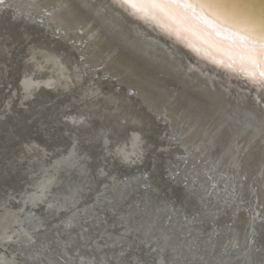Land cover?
I'll use <instances>...</instances> for the list:
<instances>
[{
  "label": "rangeland",
  "instance_id": "obj_1",
  "mask_svg": "<svg viewBox=\"0 0 264 264\" xmlns=\"http://www.w3.org/2000/svg\"><path fill=\"white\" fill-rule=\"evenodd\" d=\"M6 6L7 8H5ZM14 8L5 0L4 4H0V236L3 233L11 234L10 241L8 240L0 247V264H3L5 257H13L16 264H22V262L23 264H264L263 208L260 212H255V215L253 212L250 214L251 205L248 204L249 200H252L250 195L241 200L236 197L216 198L212 197L211 193L201 195L200 193L205 191L202 188L205 187L203 183L189 184V180L193 177L190 160L184 153L185 150L177 143L179 136L170 135L168 123L160 117L150 125H147L146 122L142 123L140 119H137L141 121L139 123L137 120L132 121L130 119L132 113L129 109L131 106L134 107V104L125 100L128 95L122 90L123 88L113 87L116 83L109 82L111 79L108 80V76L102 78L95 74V77H89L87 73H78L79 69L76 66L71 67L68 64L69 61L61 55L67 54L63 49L60 51L61 54L58 53L53 59V51L50 50V46L56 47V41H53L54 43L52 40L48 41V28L41 25V28L34 29L36 25L28 27L26 24H22L23 21L18 19L19 14L13 12ZM1 17L4 18L3 21ZM25 18L28 19V17ZM9 20L10 22L7 23ZM18 21L20 22L16 23ZM20 25L22 27H19ZM27 28L29 29L27 30ZM38 35L42 36L41 41L38 40L40 38ZM41 43L47 44V46L43 47ZM61 59L63 60L61 61ZM56 67L59 69L57 70ZM97 69L100 72L102 66ZM106 80L108 81L106 82ZM27 81H33L31 87H24L23 83ZM34 85L37 86V89ZM116 88L119 92L115 91ZM47 90L49 94L44 92ZM51 103L52 105H50ZM49 106L52 107L48 108ZM40 107L45 110H41ZM117 107L128 109V114H119ZM52 113L56 117L52 116ZM38 114L44 120H41ZM36 117L41 121L39 122ZM59 117L61 119L65 117L64 122L60 121ZM33 120L38 126H41L36 127ZM122 121L124 122L122 123ZM29 123L31 124L29 125ZM79 123L80 126H78ZM24 124L29 125L28 128ZM134 126H142L144 131L140 128H135L133 131ZM55 127H58L56 129L59 133L54 132L57 131ZM147 128L148 130H146ZM137 129H140V132ZM81 132L82 134H80ZM75 133H77V137H75ZM81 139H84L85 143ZM52 140L54 141L52 142ZM116 140H118V144H116ZM140 140L143 142L140 143ZM72 141L74 145L78 146L72 147ZM162 141H168L171 146L168 144L164 146ZM89 146L91 147L89 148ZM159 152L160 154H158ZM154 154H156L155 157ZM65 170L70 172H64ZM148 173L150 177H147ZM29 178H31L30 181ZM66 183L68 184L66 185ZM162 184L163 190L160 188ZM221 185V190L225 191V185ZM40 191L45 196H40ZM125 192L128 198H126ZM206 197L208 199L204 202L203 199ZM194 201L204 202L202 206L200 205L201 207L195 208L198 212L189 207L193 205ZM173 202L175 203L173 204ZM178 204L182 207L177 206ZM178 210L182 213L180 214ZM256 217L258 220L254 221ZM191 219L194 220L191 221ZM256 222H259L261 227ZM24 228L27 230L25 231ZM34 228L36 229L34 230ZM187 233L189 234L187 235ZM40 238L42 239L40 240ZM55 258L61 259V261H56Z\"/></svg>",
  "mask_w": 264,
  "mask_h": 264
},
{
  "label": "bare ground",
  "instance_id": "obj_2",
  "mask_svg": "<svg viewBox=\"0 0 264 264\" xmlns=\"http://www.w3.org/2000/svg\"><path fill=\"white\" fill-rule=\"evenodd\" d=\"M5 1L8 2V4L15 7L13 9V12H15L16 14H19L18 16H20V17H18V19L23 21L22 24H26L28 27L30 25H32V26L36 25V28H34V29L41 28V25L44 28L45 27L48 28V30H49V32L47 33V36L49 38L48 41H51V40H52V42L56 41V47L53 48L52 46L49 45L50 50L53 51L52 52L53 53L52 54L53 59L55 58V56L58 55V53L61 54L60 51L63 49L67 54L66 55L61 54V55L64 56L69 61L68 64L71 67L76 66L79 69L78 73H81V74L87 73L89 77L94 76L95 74L102 76V78L105 76H108L107 77L108 80L111 79L109 82H115L116 85H118V86L115 85L113 87L123 88L122 90H124L125 93H127V95H128L126 97L127 99H125V100H129L132 104H134V107L131 106V108L129 109V111H131V113H132L131 117H130V119L132 121L140 119V120H142V123L146 122L147 125L154 123L159 117H160V119L166 121L169 125L168 128H169L170 135L172 136L174 134V135L179 136V140L177 141V143L179 145H181V148H183L185 150L184 153L187 154V156L190 160L193 177L191 178V180H189L190 181L189 184L192 183V184L196 185L198 183H203V185L205 187V188H202V190L204 189L205 191H204V193H200L201 195L211 193L212 197L221 198V199L236 197L239 200H241L245 197L247 198L248 195H250L252 200L251 201L249 200V202H248V204L251 205L250 206L251 208L249 207L250 208L249 213L252 214V212H253L254 213L253 215H255V212H260L263 208V216H264V122H262V121H264V92H261L259 89H257L256 86L253 85L244 76L240 75L237 72H233L232 70H230L226 67L221 66L219 63H216L213 61V59L209 58V56H207L201 52L196 51L194 49V47L190 46L189 41H186L185 39L180 38V37L176 36L175 34L162 29L159 25H157L155 23H152L150 21H146L144 19H141L139 17L131 15L127 10H125L124 8H122L119 5H117L116 3H114L113 0H5ZM204 2L209 6L208 13H206V14L211 13L210 18L217 20V22L222 21L223 22L222 26L224 28L228 29L229 31H240L243 33H247L249 31V32H252V33H255L258 35L264 34V19H263L264 16H262L263 17L262 18L261 15H258L260 13L256 14L255 11H253L254 12L253 13L252 11H250L244 7H240L241 5L238 4L237 1L234 2L233 0H231V1H229V0L228 1H226V0H204ZM5 8H7V6ZM10 9H12V8H10ZM5 15H7V13ZM3 17H1L2 21L5 18V17L4 18ZM25 17H28V19ZM11 21H12V19H11ZM13 21H15V20L13 19ZM8 22H10V20L7 21V23ZM19 22L20 21H18L16 23H19ZM19 27H22V26L20 25ZM47 28H46V30H47ZM28 29L29 28H27V30ZM256 29L259 30V32ZM36 31H38V30H36ZM38 38H39L38 40L41 41L42 36L38 35ZM1 42H3V41H1ZM27 43H29V42H27ZM50 44H51V42H50ZM42 46L43 47L47 46V44L46 45L42 44ZM196 47H200V45L197 44ZM213 54L215 55V59L217 61L225 58V55L222 52L221 53H213ZM49 58H50V56H49ZM56 59L58 60L59 58H56ZM62 60L63 59H61V61ZM59 63H57V64H59ZM103 63H106L105 64L106 66H103ZM99 66H102V69L100 72H98V69H97V67H99ZM103 68H104V70H103ZM58 69L59 68H57V70ZM3 70H5V69H3ZM38 70H39V68H38ZM96 71H97V73H96ZM15 72H18V71H15ZM43 72H44V70H43ZM59 75L61 76V74H59ZM86 79H89V78H86ZM93 80H94V78H93ZM108 80H106V82ZM54 82H53V85H54ZM18 83H19V81H18ZM31 84H33V81H27V82L23 83L24 87H29ZM77 84H78V82H77ZM45 86L43 87L44 89H45ZM48 86H50V85L48 84ZM32 87H33V85H32ZM34 87H35V85H34ZM38 88L40 89V87H38ZM110 88H112V87H110ZM23 90H25V89H23ZM34 91H35V89H34ZM115 91L119 92L118 89ZM44 92H47L49 94L48 90L44 91ZM87 92H86V95H87ZM78 95H79V93H78ZM57 100H59V99H57ZM48 102H47V104H48ZM35 104H37V103H35ZM47 104H46V106H47ZM42 105H40V106H42ZM50 105H52V103ZM38 106H36V107H38ZM51 107L49 106L48 108H51ZM117 109L119 110L118 111L119 114H122V113H124L126 115L128 114V111H127L128 109L124 110V109H120L119 107H117ZM41 110H45V109L41 108ZM76 111H77V109H76ZM102 111H104V110H102ZM89 112H90V110H89ZM39 114H38V116H39ZM64 115L67 116V114H64ZM87 115H88V112H87ZM20 116H22V115H20ZM52 116L56 117V115H53V113H52ZM134 116H135V118L133 119ZM12 117H10V118H12ZM47 117H46V119H47ZM64 118L65 117H63V119ZM69 118H71V116H69ZM40 119L44 120L41 117H40ZM63 119H61L60 121L64 122ZM41 120L38 119L39 122ZM116 121H118V120L116 119ZM139 121L137 123H139ZM28 122H30V121H28ZM33 122L35 123L36 127L41 126V125L38 126L34 120H33ZM123 122L124 121H122V123ZM48 123H47V125H48ZM20 124H21V120H20ZM30 124L31 123H29V125ZM63 124L65 125V123H63ZM29 125H27V126H29ZM35 125H34V127H35ZM42 125H44V124H42ZM55 125H58V124H55ZM78 126H80V123ZM101 126H102V124H101ZM43 127H45V126H43ZM58 127H55V129L56 128L58 129ZM27 128H26V130H27ZM32 128H30V129H32ZM131 128H133V127H131ZM135 128H140L142 131H144L142 129L143 128L142 126H137V127L134 126L133 131H135ZM121 129H122V127H121ZM29 130H28V133H29ZM35 130H37V129H35ZM98 130H100V129H98ZM139 130H138V132H140ZM146 130H148V128ZM167 131H168V129H167ZM32 132H34V131H32ZM38 132H40V131H38ZM54 132L57 133L58 130L54 131ZM126 133H125V135H126ZM64 134H65V132H64ZM80 134H82V132ZM110 134H112V133H110ZM6 135H8V134H6ZM34 135H35V133H34ZM130 135L132 136V134H130ZM52 136H53V134H52ZM57 136L59 137V135H57ZM92 136H94V135L92 134ZM75 137H77V133H75ZM75 137H73V138L75 139ZM80 137H82V136H80ZM126 137H128V136H126ZM140 137L142 138V136H140ZM47 138H48V136H47ZM122 138H120V139H122ZM136 138H138V137H136ZM25 139H26V137L24 138V140ZM161 139L164 140V138H161ZM11 140H12V138H11ZM50 140H51V138H50ZM87 140H89V139H87ZM94 140H95V137H94ZM158 140H159V138H158ZM53 141L54 140H52V142ZM73 141H72L71 145L74 143ZM82 141H84V143H85L84 139ZM141 141L142 140H140L139 142L141 143ZM147 141H149V140H147ZM44 142H47V141H44ZM52 142L50 143V145L52 144ZM70 142H71V139H70ZM89 142H90V140H89ZM96 142H98V141H96ZM115 142H116V144H118L117 143L118 140H116ZM124 143H126V142H124ZM61 144H62V142H61ZM120 144H122V143H120ZM162 144H164V146H165V144L170 145V143L168 141L167 142L162 141ZM3 146H4V144H3ZM74 146H78V145L73 144L72 147H74ZM87 146H86V148H87ZM90 147L91 146H89V148ZM123 147L125 148V146H123ZM167 147H169V146H167ZM102 148H103V146H102ZM105 148H107V147H105ZM104 151H105V149H104ZM104 151H103V153H104ZM163 151H166V150H163ZM138 152H139V150H138ZM98 154H100V153L98 152ZM158 154H160V152ZM176 154H177V152H176ZM155 156H156V154H154V157ZM86 157H88V156H86ZM86 157H85V160H86ZM101 157H103V156H101ZM101 157H100V159H101ZM104 157H106V156H104ZM21 158H22V156H21ZM21 158H19V159H21ZM198 160H199V162H198ZM22 161L24 162V160H22ZM142 162H144V161H142ZM168 162H170V161H168ZM26 165L31 166L32 164H30V165L26 164ZM68 165L70 166V164H68ZM60 166L62 167L61 164H60ZM75 166H76V164H75ZM172 168H173V166H172ZM139 169H141V168H139ZM17 170H15V171H17ZM27 170H28V167H27ZM0 171H1V169H0ZM66 171H69V170H65L64 172H66ZM44 172H46V171H44ZM75 172H76V170H75ZM79 172H78V174H79ZM160 172H161V170H160ZM28 173H30V172H28ZM164 173H163V175L166 174V173L165 174ZM18 174L20 175V173H18ZM66 174H68V173H66ZM81 174L82 173L80 172V175ZM56 175L60 176L59 174H56ZM94 175L95 174H93V176ZM135 175H137V174H135ZM140 175H142V174H140ZM23 176H25V175H23ZM32 176L34 177V175H32ZM46 176H47V174H46ZM75 176H77V175H75ZM25 177H27V176H25ZM147 177H150V174ZM54 178H55V176H54ZM93 178H95V177H93ZM30 179L31 178H29L28 180L30 181ZM56 179H58V178H56ZM76 179H77V177H76ZM80 179L82 180L83 178H80ZM96 179H94L95 182H96ZM145 179H147V178H145ZM38 180H40V179H38ZM41 180H42V178H41ZM73 180H74V178H73ZM142 180H143V178H142ZM17 181H19V180H17ZM48 181H51V180H48ZM64 182H65V180H64ZM74 182H75V180H74ZM14 183H16V182H14ZM83 183H84V181H83ZM67 184L68 183H66V185ZM221 184L225 185L224 186L225 191L221 190V187H222ZM15 186L17 188V185H15ZM158 186H161V185H158ZM19 187H20V185H19ZM30 187H32V186H30ZM34 187H36V186H34ZM37 187H39V186H37ZM62 187H64V186H62ZM162 187H163V184L160 188H162ZM13 188H15V187L13 186ZM45 188H46V186H45ZM58 188H61V187H58ZM163 188L161 190H163ZM37 189L39 190V188H37ZM63 190H64V188H63ZM73 191H74V188H73ZM118 191H120V190H118ZM37 192H39V191H37ZM43 193L47 194L46 192H43ZM27 194H30V193H27ZM35 194H36V192H35ZM39 194H40V196L42 195L41 191ZM117 194H119V193H117ZM125 194H126V192H125ZM121 195H122V192H121ZM133 195H134V193H133ZM126 196H127V194H126ZM135 197H133V198H135ZM126 198H128V196ZM48 199H45V200H48ZM50 199H52V198H50ZM207 199H208V197L203 199V201L205 202V200H207ZM203 201L201 203L194 201L193 205L189 206V207L191 209L195 210V208L197 209L198 207H201L203 205V203H204ZM3 202H5V201H3ZM8 202H10L9 199H8ZM48 202L49 201H47V203ZM175 202H173V204ZM43 204H45V203H43ZM49 204H50V202H49ZM45 206H47V205H45ZM177 206H180V205L178 204ZM211 206H212V204H211ZM181 207L182 206H180V208ZM189 207H187V208L189 209ZM178 211L180 213V210H178ZM195 211H197V210H195ZM172 212H174V211H172ZM230 212H232V211L230 210ZM1 215H3V214H1ZM226 216H228V215H226ZM241 216H243V215H241ZM228 217H230V216H228ZM19 218H21V217H19ZM185 218H186V216H185ZM191 218H194V217H191ZM255 219H254V221L258 220L257 217ZM140 220H141V218H140ZM166 220H167V218H166ZM175 220H176V217H175ZM192 220H194V219H191V221ZM218 220H220V218H218ZM218 220H215V221H218ZM225 220H224V222H225ZM184 222H183V224H186ZM224 222H223V224L226 223V222L225 223ZM257 224L259 225V222ZM25 225H26V223H25ZM198 225H201V224H198ZM35 229L36 228H34V230ZM87 229H88V227H87ZM24 230H25V228H24ZM108 230H110V229L108 228ZM205 232H206V230H205ZM256 232H257V230H256ZM188 234L189 233H187V235ZM219 234H221V233H219ZM235 234H236V232H235ZM193 236H194V234H193ZM10 237H11V234H7V233L1 234V236H0V247L3 244H5V242H8ZM42 238H43V236H42ZM42 238H40V240ZM9 244H10V242H9ZM47 244H46V246H47ZM235 246H236V244H235ZM20 250H21V248H20ZM231 250H233V249H231ZM16 251L19 252V250H16ZM219 252H221V251H219ZM8 254H10V253H8ZM51 254L53 255L52 252H51ZM225 254L227 255V253H225ZM5 258L6 259L3 260V264H16V260L13 257H11V258L5 257ZM22 264H23V262H22Z\"/></svg>",
  "mask_w": 264,
  "mask_h": 264
},
{
  "label": "snow or ice",
  "instance_id": "obj_3",
  "mask_svg": "<svg viewBox=\"0 0 264 264\" xmlns=\"http://www.w3.org/2000/svg\"><path fill=\"white\" fill-rule=\"evenodd\" d=\"M131 15L190 42L214 62L237 72L264 92V34L229 31L210 18L204 0H113ZM4 0H0L3 4ZM199 44L200 47H196ZM224 53L216 60L213 53ZM264 122V121H262Z\"/></svg>",
  "mask_w": 264,
  "mask_h": 264
},
{
  "label": "water",
  "instance_id": "obj_4",
  "mask_svg": "<svg viewBox=\"0 0 264 264\" xmlns=\"http://www.w3.org/2000/svg\"><path fill=\"white\" fill-rule=\"evenodd\" d=\"M226 1H228V0H226ZM229 1H231V0H229ZM233 1L234 2L237 1V3L241 5L240 7H244V8H246V9L252 11V12L255 11L256 14L260 13L258 15H261V17L264 16V0H233ZM257 31L259 32V30H257ZM105 64L106 63H103V66H106ZM211 251L213 252V248L211 249ZM56 260L57 261L58 260L61 261V259H58V258H56ZM19 261H20V259H19Z\"/></svg>",
  "mask_w": 264,
  "mask_h": 264
}]
</instances>
